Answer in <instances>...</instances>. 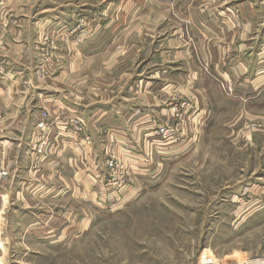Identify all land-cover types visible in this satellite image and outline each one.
Masks as SVG:
<instances>
[{"label":"crops","instance_id":"0c3cea01","mask_svg":"<svg viewBox=\"0 0 264 264\" xmlns=\"http://www.w3.org/2000/svg\"><path fill=\"white\" fill-rule=\"evenodd\" d=\"M0 5L18 22L0 37V165L11 175L0 184L3 228L17 219L27 236L44 229L51 235L58 221L75 219L58 205L66 195L99 209L111 200L108 207L131 205L209 142L219 147L249 136L251 143V135H264V0ZM41 31L53 40L48 62L39 50ZM39 64L56 69L44 77ZM44 117L56 148L34 172L30 136ZM76 119L84 125L79 137L69 123ZM256 122L262 128L252 133L247 125ZM165 126L176 127L174 141L155 133ZM110 158L122 166V189L105 184ZM261 177L234 192L264 193Z\"/></svg>","mask_w":264,"mask_h":264},{"label":"rangeland","instance_id":"374dc122","mask_svg":"<svg viewBox=\"0 0 264 264\" xmlns=\"http://www.w3.org/2000/svg\"><path fill=\"white\" fill-rule=\"evenodd\" d=\"M0 9L1 37L9 33V26L18 22L15 12L1 5ZM39 42H42L41 57L48 62L53 40L41 31ZM39 65L44 77L51 76L56 69L44 70V65ZM218 83L224 93L231 92L226 83ZM41 122L52 126L47 117ZM36 126L30 136L34 155L30 171L34 172L40 171L42 163L53 156L56 148L50 140L51 134L46 137ZM247 128L254 133L262 125L256 122ZM42 134L46 146H42ZM261 135H251V143L249 138L245 139L249 136L231 143L225 141L219 147L209 142L182 169L171 172L164 186L144 192L131 205L126 202L108 207L111 200L99 209L66 195L61 199L67 201L68 197L67 203L58 205L73 212L75 219H66V223L58 221L51 235H46L44 229L40 234L27 236L17 219H11L10 226L4 224V228L0 221V264L224 263L221 260L243 264L247 259L264 257V193L252 194L254 189L250 191L248 187L234 192L238 190L235 186L247 179L263 178L264 135ZM2 171L7 172L5 178ZM10 178L6 167L0 165V184ZM110 179L107 175L106 185ZM47 209L48 205L42 210ZM3 230L7 231L8 240Z\"/></svg>","mask_w":264,"mask_h":264},{"label":"built area","instance_id":"2783aa9c","mask_svg":"<svg viewBox=\"0 0 264 264\" xmlns=\"http://www.w3.org/2000/svg\"><path fill=\"white\" fill-rule=\"evenodd\" d=\"M186 103L182 102L180 104L181 107H184ZM69 123H71L73 125V134L77 137H79L80 134H82L84 132V128H83V122L80 121L78 122L77 119L75 121H70ZM36 129L39 130V132H43L44 134L47 135L50 133L51 134V126L44 123V122H40L37 126ZM157 135H160L166 142H171L174 141L176 139V127L175 126H165V127H159L156 132ZM43 135V134H42ZM44 137V142L42 144V146H46L47 142H46V137L43 135ZM87 140V139H85ZM88 142V141H87ZM107 171L109 177H111V179L108 181L107 186L112 187V186H116L119 189H122V183L120 182L121 178L123 177L122 174V166L115 161V159L110 158L109 161L107 162ZM3 173H1L2 178H5L7 176V172L2 171ZM220 264H231L228 262H224V263H220ZM243 264H264V257H254L253 259H247V261H245Z\"/></svg>","mask_w":264,"mask_h":264}]
</instances>
